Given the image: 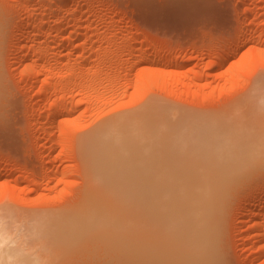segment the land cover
Listing matches in <instances>:
<instances>
[{
  "label": "rangeland",
  "instance_id": "374dc122",
  "mask_svg": "<svg viewBox=\"0 0 264 264\" xmlns=\"http://www.w3.org/2000/svg\"><path fill=\"white\" fill-rule=\"evenodd\" d=\"M140 114L177 138L178 187L237 179L211 225L183 200L196 264H264V0H0V226L26 264H185L164 242L167 156L146 182L97 132ZM212 159L225 175L197 176Z\"/></svg>",
  "mask_w": 264,
  "mask_h": 264
},
{
  "label": "bare ground",
  "instance_id": "6f19581e",
  "mask_svg": "<svg viewBox=\"0 0 264 264\" xmlns=\"http://www.w3.org/2000/svg\"><path fill=\"white\" fill-rule=\"evenodd\" d=\"M221 59L222 57L219 58L218 60L219 65H222L223 60ZM23 68L25 71H27L26 74L30 72V74H33V75L35 74V76L41 75L40 74L41 72L39 73L38 71L37 72L39 74L31 73L33 71L35 72L36 69L33 70L31 65L28 64L27 62L24 63ZM30 79H32V77ZM50 110H53V109H50ZM135 116L136 115H131L129 117H125L121 119L114 118L112 119V121H109L112 123L108 122V125L105 124L104 128L102 129L100 128L101 130L98 127L99 131L97 132H99L98 133L99 137L103 136L101 137V139L102 138L104 139V141L102 139V142H104V144L108 148V161L110 163H114L116 161L125 163V160L128 156V152L130 151L136 152L137 164H138L136 166H138V168L142 171V173L144 171L143 176L146 177V182H148L152 180V177H156L164 172L161 170L159 171V174H157V173H154L153 169L157 168V166L162 162L161 160L164 156H167L168 170H167L166 178L168 180L166 182L160 180L156 184V189H159V191L156 190V193L160 195L159 198L161 200L168 198L167 196H169L172 199L171 200L172 204L168 208L170 219H169V226L165 234L164 242H166V246L168 248L173 249L175 256L182 252H186L187 255L190 256L188 260L184 262L185 264L204 263L205 260H207L209 257L207 254L201 253L200 249L203 248L202 247L203 242L197 240V236H194L191 233V230L187 229V227L185 226V224L188 221V216H189V222H188L189 226L192 224L193 212L196 211L197 208L194 206H191V204H185L183 200H187L190 198H196L200 200L203 209L207 210L208 212V216H207L208 219L205 218L206 222L203 224V226H207L208 223L211 225V222H212L211 218L216 213L222 212L224 210L225 203L228 201V199L231 198V196L234 195V194L232 195L231 193L235 192L234 187L236 189V186L234 184V181L235 180L237 181V179L235 178L234 180V177L228 176L227 177L228 180L226 181L219 180V181L212 182V183L204 181L202 185L196 188H193V185H197L199 182L198 183L192 182L191 187L188 190L178 187L176 183L179 182V177L181 176V172H178L172 163L173 156L174 154H176L174 153L176 151L174 147V142L177 141V138L170 137L169 132H165L163 129L157 127L156 123H153L152 121H151L152 123H150L148 118H147L148 120H146V117H143L144 116L143 114L137 115L136 117ZM143 118H145V121L143 120ZM51 120H53V118ZM147 121H149V123H147ZM103 126L104 125H102V127ZM217 135H218L217 132L216 133L214 132L212 133L211 136H217ZM99 137L97 136V140L101 141V139H98ZM167 140L172 141V143H168ZM209 140H212V139L210 138ZM215 140H216V137H215ZM216 143H218V141H216ZM216 143H214V145ZM218 146L219 144L216 146V148ZM218 149L221 150L222 147L219 146ZM219 155L222 157V154L217 153V158L220 157ZM213 159L209 161V163H206L203 166L204 168L203 172L198 174L197 176L202 177L204 175L206 179L209 181L210 172H213L214 170H216V173H218L219 175L220 173L219 171H221L220 173L221 176L225 173V172L223 173L222 171V160L214 161ZM144 160H146L145 166H141V163L144 162ZM152 165H154V167L150 169ZM211 165L212 167L215 166V168H211L210 167ZM211 169L212 170L214 169V170L211 171ZM184 174L185 173H183V175ZM229 177H230V180H229ZM231 178L234 181L231 180ZM235 183H238V182H235ZM162 207H168V205H163ZM258 214L259 213H257L256 216ZM58 221H60V219H58ZM257 224L258 226L260 225L258 222H256L254 226H251V228H254V227L256 228ZM194 225L197 226L196 222H194ZM0 228H1L0 252L14 255L18 258L19 264H26L28 262L27 261L28 256L24 254L25 248L22 249L23 248L22 247L18 249V246L14 247L13 245H16L17 243L16 240L15 239L13 240L11 238L9 231L7 234L6 230L2 231L3 227L0 226ZM9 238H11V241L8 243V241L10 240ZM75 243H77V239ZM165 264H168V263H165Z\"/></svg>",
  "mask_w": 264,
  "mask_h": 264
},
{
  "label": "clouds",
  "instance_id": "9594fccd",
  "mask_svg": "<svg viewBox=\"0 0 264 264\" xmlns=\"http://www.w3.org/2000/svg\"><path fill=\"white\" fill-rule=\"evenodd\" d=\"M0 264H19L16 256L0 252Z\"/></svg>",
  "mask_w": 264,
  "mask_h": 264
}]
</instances>
